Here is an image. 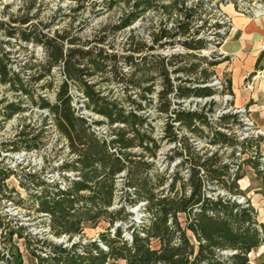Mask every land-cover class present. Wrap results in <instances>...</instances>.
Returning a JSON list of instances; mask_svg holds the SVG:
<instances>
[{
    "label": "trees",
    "instance_id": "16d2710c",
    "mask_svg": "<svg viewBox=\"0 0 264 264\" xmlns=\"http://www.w3.org/2000/svg\"><path fill=\"white\" fill-rule=\"evenodd\" d=\"M67 1L75 4L72 13L85 4L118 13L85 37L70 23L51 29L52 19L34 24L26 13L0 21V38L43 51L41 59L13 68L11 53L2 49L8 40L0 39V86L14 96L0 99L2 121L20 115L23 105L43 111L67 150L52 181L44 168L16 165L21 167L16 172L0 159L2 202L43 219L42 231L32 234L0 209V264H23L17 241L33 264H251L248 254L264 245V225L239 181L243 166H249L264 183L262 139H239L236 113L214 116L216 103L210 98L216 91L208 84L225 57L200 53L206 41L197 37L192 23L205 14L201 2ZM151 10L160 17L146 45L130 27ZM170 19L173 27L167 29ZM121 32L125 35L115 43ZM174 46L185 53H159ZM55 68L62 76L57 82ZM222 84L219 95H230L229 80ZM54 85L49 101L47 91ZM70 87L100 120L88 122L76 114ZM189 99L204 102L191 108L184 105ZM42 121L37 130L22 126L11 139L0 141V148L39 150L48 132ZM92 125L105 127V136L95 135ZM12 176L24 199L14 201L13 189L5 191ZM85 228L99 231L86 238Z\"/></svg>",
    "mask_w": 264,
    "mask_h": 264
},
{
    "label": "rangeland",
    "instance_id": "374dc122",
    "mask_svg": "<svg viewBox=\"0 0 264 264\" xmlns=\"http://www.w3.org/2000/svg\"><path fill=\"white\" fill-rule=\"evenodd\" d=\"M29 1L31 0H0V21L7 22L8 19H18L26 13L27 15L33 17L32 23L34 24H37L38 22L48 23L52 19L53 24H51V29H63L68 25V23H70V27L72 29H79V35L85 37L89 36L95 31L100 30L104 25L112 22L109 20H112V18L118 13L116 9L112 10L111 12H106L101 6L97 5L91 7L90 9L89 4H85L84 9L72 13L71 10L75 7V4L67 0H33L32 4H30ZM165 1L167 2L168 0ZM187 1L193 3L196 1L201 2L202 10L205 11V14L200 18V20L192 23V29L197 30L201 38L204 39V41H207L206 48L200 51L203 56H223V52L221 50L222 45L225 42L236 38L239 30L232 20V15L253 21H258L264 18V16H262L257 19H253L250 16L237 11L236 7L240 6L242 8V4H245L247 0H214L210 3L206 0ZM159 17L160 15L158 12L151 10L145 13L141 19L133 23L130 29L133 30L137 39H140L141 41H144L146 45H149L150 36H148V33L150 32L151 27L156 26ZM219 24H223L222 26L224 28H222V30L219 32L224 34L225 39L221 45L215 48L214 38ZM14 26L17 25L14 24ZM172 27L173 24L170 19L166 24V28L171 29ZM124 35V32L118 33L113 39L114 42L119 43ZM0 39L2 41L8 40V44H2V49L6 53H11V57L14 59L12 65L13 68L22 66L25 61L41 59L43 57V51L38 46H32L30 44L24 45L16 39H7L2 37ZM118 45L120 46V44ZM159 53L167 55L171 53H185V51L179 46H174L172 48L162 49L159 51ZM262 65L264 68V62ZM52 72L56 82L62 78L58 68H55ZM214 74V77L217 79V81L223 83L224 79L215 72ZM154 85V87L157 89L158 83L156 82ZM208 86H212L216 91V93L210 98L216 103L214 116L225 113L227 110L233 111L238 108H244L247 122L244 120L240 121L241 125L239 127L236 126L234 128V132L239 137V139L245 137L254 139L255 136L261 137L262 140L259 142V153L264 154V116H249L246 107L234 108L231 106V110L228 109V100L222 95H219V90L217 89V85L214 84V80L211 79V82L208 84ZM54 87L55 85L51 90L47 91V97L49 98V101H52ZM245 88L249 89V86H245ZM2 95H4L3 97H6L9 100H12L14 97L12 96L13 94L6 92L4 87L0 86V99ZM73 100L77 104V99L74 98ZM208 100L209 99H206V101ZM190 101L193 100H187L184 105L192 108L194 107V102L201 104L204 102V100L199 99H196L194 102ZM23 107L26 108L20 115H14L7 121H2L0 116V141L11 139L12 136L24 125H29L32 129L37 130L41 127V124L43 123L42 120H44L45 124H47L44 128L48 129L46 142L39 150L31 152L20 150L16 153H10L7 150L5 151L0 148V159L2 164L9 169L15 170L16 172H18V170L21 168L16 165H30L34 169L44 168V176L48 181L57 179L58 173L55 167L59 163L60 159L65 158L67 150L63 146L62 140L58 138V135L53 131L51 125L48 124L50 123V120L46 117L45 112L38 111L35 108H30L27 105H23ZM155 122L159 125L160 120L156 119ZM248 123L251 125H248ZM165 150L166 149L163 148L157 157L158 165L162 161ZM248 155L251 154H246V156ZM243 156L245 157V155ZM243 171L244 177L239 181V187L245 191V197L249 200L250 205L255 210L256 220L264 225L263 180L258 175H255L254 171L249 166H243ZM5 184L7 186V190L5 189L6 192L8 189H13V192H11V197L14 198V201L17 199H24V191L18 186V182L15 177H9L5 181ZM0 209L11 216L17 225L26 227L27 231L30 233L39 234L42 231V218H35L38 216L27 217L22 209L17 208L11 202L3 203L1 199ZM133 214L135 216L134 219L137 220L138 213L136 212V209L133 211ZM97 231H99V228L94 230L85 228L84 236L86 238H95ZM13 239L15 240V238ZM54 241L59 243V241L63 242L64 240L55 239ZM16 245L18 246L19 252L22 255L23 264H33V261L23 250L21 241H17ZM248 259L251 264H264V245L250 252L248 254ZM112 264L125 263L122 261H116Z\"/></svg>",
    "mask_w": 264,
    "mask_h": 264
},
{
    "label": "crops",
    "instance_id": "0c3cea01",
    "mask_svg": "<svg viewBox=\"0 0 264 264\" xmlns=\"http://www.w3.org/2000/svg\"><path fill=\"white\" fill-rule=\"evenodd\" d=\"M232 20L239 32L222 45L225 59L214 72L229 80L232 107H246L249 116H264V52L259 50L264 45V18L253 21L232 15Z\"/></svg>",
    "mask_w": 264,
    "mask_h": 264
},
{
    "label": "built area",
    "instance_id": "2783aa9c",
    "mask_svg": "<svg viewBox=\"0 0 264 264\" xmlns=\"http://www.w3.org/2000/svg\"><path fill=\"white\" fill-rule=\"evenodd\" d=\"M214 1V0H213ZM237 11H239L242 14L248 15L253 19H257L259 17L264 16V0H247V2L245 4H242V8L240 6L236 7ZM223 24H219L216 30V35H215V40H214V47L216 48L217 46L221 45V43H223L225 37L223 33H220L219 31L222 30V28H224L222 26ZM198 38H201V36L198 33ZM207 42V41H206ZM260 52H264V45H261L259 47ZM212 80H214V84L217 85V89L221 90L222 88V83H220L219 81H217V79L215 77H212ZM69 94L71 96V105L74 108L76 114H78L79 116L85 118L88 122H91V120L95 121L100 120L101 118L86 111L84 109V101L85 99L83 98V96L74 88V87H70L69 89ZM224 98H226L228 100V102H230L231 96L228 94L222 95ZM74 98L77 99V104L76 102L73 100ZM228 109L231 110V108L229 107ZM229 110H227L228 112ZM232 113H236L237 116L239 117V121H246L247 122V118H246V112L244 108H238L235 109L233 111H231ZM248 125H251L250 123H248ZM91 129L93 131V133L99 137H104L105 136V127L103 126H91ZM238 202L241 201V199L237 200Z\"/></svg>",
    "mask_w": 264,
    "mask_h": 264
},
{
    "label": "water",
    "instance_id": "95a60500",
    "mask_svg": "<svg viewBox=\"0 0 264 264\" xmlns=\"http://www.w3.org/2000/svg\"><path fill=\"white\" fill-rule=\"evenodd\" d=\"M135 209L131 210V212H133ZM60 242V241H59Z\"/></svg>",
    "mask_w": 264,
    "mask_h": 264
}]
</instances>
